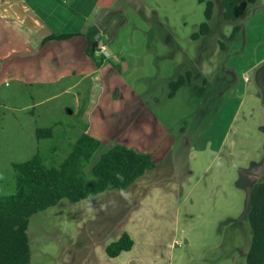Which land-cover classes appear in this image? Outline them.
I'll list each match as a JSON object with an SVG mask.
<instances>
[{
	"label": "crops",
	"instance_id": "1",
	"mask_svg": "<svg viewBox=\"0 0 264 264\" xmlns=\"http://www.w3.org/2000/svg\"><path fill=\"white\" fill-rule=\"evenodd\" d=\"M139 2L0 0V95L4 89L9 91L14 82L23 85L47 84V88L54 89L52 96L74 89L76 99L72 109L83 123L80 132L100 139L98 153L103 154L115 144L123 143L141 152L151 153L156 160L154 168L148 169L126 189L107 190L81 201H71L74 206L70 204L67 209L71 211L69 221L73 222L74 232L67 247L62 249L65 253L62 264H180L177 255H185L182 251L185 248L183 238L188 239L184 229L181 230L180 193L187 180L181 181L176 173L179 138L173 137L160 115L171 98L174 99L179 93L177 90L174 96H170L169 88L170 82L180 71L181 63L177 60L179 52L169 44L167 51L162 53V42L155 47L148 43L142 57H136L135 51L129 50L111 60L101 58L94 52L98 42L106 41L113 53L117 54L113 43L120 38V32L131 25L132 11L140 15V9L135 10ZM246 14L250 15L247 25L250 24L251 40L245 30L247 40L243 43L244 32L241 29L235 38L230 36L233 44L212 77L207 74V68L198 66L199 59L193 62L195 72L189 70L200 85L207 79L204 97L214 84L208 80L213 77L221 79V110L238 91V79L242 80L244 88L248 87L242 78L244 68L251 65L247 69L251 70L264 63V55L252 59L259 54L253 50L255 43L258 47L264 43L260 36L264 0L253 3ZM144 15L145 18L149 16L148 13ZM241 20L244 21L245 17ZM221 21L236 24L240 20L224 18ZM213 30L211 24L210 31L200 36L205 37ZM66 34L69 35L62 37ZM233 48L234 51L230 52ZM153 51L157 61L152 62L155 70H150L147 59H152ZM184 54L187 58L184 57L182 65L192 61L189 54L185 51ZM163 58H166V62ZM234 78L236 80L232 82ZM135 82L138 84L135 85ZM210 106L213 107V103ZM217 113L218 109L214 114ZM208 116L214 120L213 124H217L214 115H196L193 121L197 128L207 123L202 120ZM222 146L223 142L220 148ZM227 153L229 155L230 150ZM228 159L225 161L228 162ZM258 181L254 180V183ZM246 200L239 213L220 218L219 240L214 244L201 243L203 251L196 252L193 258L207 255L203 258L206 264H226L227 256L237 255L244 245L240 241L243 239L240 232L244 219H248ZM243 230H246V226ZM126 232L133 238L134 245L116 256L109 255L108 245ZM252 235V230H249L247 254ZM233 264H236V260H233Z\"/></svg>",
	"mask_w": 264,
	"mask_h": 264
},
{
	"label": "rangeland",
	"instance_id": "2",
	"mask_svg": "<svg viewBox=\"0 0 264 264\" xmlns=\"http://www.w3.org/2000/svg\"><path fill=\"white\" fill-rule=\"evenodd\" d=\"M139 1L135 10L140 9V15L132 11L131 25L125 27L120 32V38L113 43L117 53L115 56L134 50L136 57H142V51L150 42L153 47L156 44L160 46L159 42H162V53L167 51L169 44L179 52L177 60L181 63L180 71L175 77L182 75L188 82L178 89V95L171 98L166 110L160 113L173 137L179 138L176 173L181 181L187 180L180 193V214L181 230L184 229L188 240L183 238L185 248L182 251L185 255L178 254L177 261L180 260V264H206L203 258L207 255L193 258L196 252L203 251L201 243L214 244L219 240L220 220L229 214L239 213L254 180L264 179V63L251 70H247L251 65L244 68L242 78L248 87L244 88L242 80L238 79V91L221 110V79L213 77L208 80L214 84L204 97L205 94H199V87L203 83L200 85L195 76L187 77L186 71L195 72L193 62L199 59L198 66L207 68V74L214 76L222 65L226 51L232 46L230 32L235 23L221 21L224 20L222 0H211L214 3L213 20L209 22L214 30L199 38L193 35L200 31L202 22L206 20L208 0ZM145 13L149 14L147 19ZM249 17L246 14L245 20L236 24L241 25L242 33L245 30L249 33L251 40L250 24L247 25ZM255 29V32L259 31L257 27ZM247 33H243L244 44ZM260 36L264 41V19ZM253 50L259 54L252 59L264 55V43L259 47L255 43ZM184 51L192 58V61H186V65H182L184 57L187 58ZM232 51L234 48L230 49ZM154 53L152 61L147 59L150 70H155L152 62L155 63L157 59ZM162 60L166 62V58ZM9 89H4L0 95V195L16 191L14 163L39 154L47 165L60 166L72 151L83 128L80 117L72 109L76 99L74 89L55 96H52L54 89L47 88V84L23 85L14 82ZM212 103L213 107L210 106ZM217 109L218 113L214 114ZM205 114L214 115L217 124H213L214 120L208 116L202 120L207 123L197 128L194 117ZM98 152L86 164L85 170L89 175L102 155ZM70 204L74 206L73 202L64 198L57 205L41 210L30 218L29 264L63 263L65 253L62 249L67 247L74 232L73 222L69 221L71 211L67 209ZM244 220L245 225L239 231L243 238L240 241L244 245L237 255L227 256L226 264H233V260H236V264H248L247 235L253 229L248 219ZM244 226L246 230H243Z\"/></svg>",
	"mask_w": 264,
	"mask_h": 264
},
{
	"label": "trees",
	"instance_id": "3",
	"mask_svg": "<svg viewBox=\"0 0 264 264\" xmlns=\"http://www.w3.org/2000/svg\"><path fill=\"white\" fill-rule=\"evenodd\" d=\"M257 0H223V16L227 20L239 21ZM214 3L207 1L206 20L194 37L207 34L213 16ZM241 25L235 24L231 38H235ZM69 34L62 35L66 37ZM187 77L194 75L190 71ZM199 74H197V77ZM188 79L179 75L171 82L170 96L186 85ZM207 79L199 87V94L206 91ZM40 133H43V131ZM100 146V139L83 132L72 151L60 166H49L36 154L32 158L14 163L16 191L0 195V264H29L31 245L29 237L30 217L67 198L77 202L93 197L107 190H123L135 182L148 169L156 166L151 153L141 152L134 147L117 143L104 152L89 175L86 164ZM248 219L253 229V237L247 254L248 264H264V181L254 183ZM134 245L133 238L126 232L118 240L111 242L107 251L118 255Z\"/></svg>",
	"mask_w": 264,
	"mask_h": 264
},
{
	"label": "built area",
	"instance_id": "4",
	"mask_svg": "<svg viewBox=\"0 0 264 264\" xmlns=\"http://www.w3.org/2000/svg\"><path fill=\"white\" fill-rule=\"evenodd\" d=\"M94 52L97 53L101 58L111 60H115L117 58L106 41L98 42Z\"/></svg>",
	"mask_w": 264,
	"mask_h": 264
},
{
	"label": "water",
	"instance_id": "5",
	"mask_svg": "<svg viewBox=\"0 0 264 264\" xmlns=\"http://www.w3.org/2000/svg\"><path fill=\"white\" fill-rule=\"evenodd\" d=\"M251 190H252V186L249 187V191H248V198H247L248 210H249L250 200H251Z\"/></svg>",
	"mask_w": 264,
	"mask_h": 264
}]
</instances>
